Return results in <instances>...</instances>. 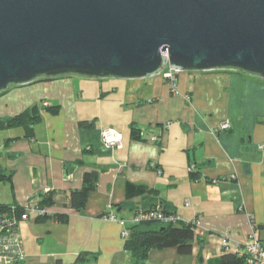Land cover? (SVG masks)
<instances>
[{"label": "crops", "instance_id": "crops-1", "mask_svg": "<svg viewBox=\"0 0 264 264\" xmlns=\"http://www.w3.org/2000/svg\"><path fill=\"white\" fill-rule=\"evenodd\" d=\"M176 77L178 94L162 74L135 83L66 76L0 94V118L33 106L40 117L32 138L18 128L1 139L0 166L12 175V198L2 204L23 207L49 188L46 214L68 217L20 223L23 264H133L119 221L151 206L197 223L189 264L233 253L253 229L264 244V80L229 70ZM225 121L230 131L215 133ZM108 128L121 134V148H104L101 133ZM87 171L98 173L96 188L76 212L68 196L81 189ZM127 182L155 192L126 200ZM168 252L152 250L144 264L177 260L175 250Z\"/></svg>", "mask_w": 264, "mask_h": 264}, {"label": "water", "instance_id": "water-1", "mask_svg": "<svg viewBox=\"0 0 264 264\" xmlns=\"http://www.w3.org/2000/svg\"><path fill=\"white\" fill-rule=\"evenodd\" d=\"M165 69L264 80V0H0V94Z\"/></svg>", "mask_w": 264, "mask_h": 264}, {"label": "trees", "instance_id": "trees-1", "mask_svg": "<svg viewBox=\"0 0 264 264\" xmlns=\"http://www.w3.org/2000/svg\"><path fill=\"white\" fill-rule=\"evenodd\" d=\"M237 73L250 76L242 72ZM45 109L55 114L57 108L49 107ZM39 118V108L37 106H33L14 117L0 118V133L21 128L24 131L25 137L30 139L33 137V126L38 122ZM79 126L80 128L90 127L86 122H80ZM192 171H190V173ZM11 176V173L6 172L0 166V182L11 183ZM97 179L98 173L96 171H87L83 175L81 189L70 191L68 196L69 204L74 211L80 212L85 208L89 194L95 191ZM154 192V190H149L144 186L135 185L130 182L125 184L126 200L152 196ZM51 204L52 192L50 191L39 200L38 207L45 208L51 206ZM10 207V205L0 203V211H7ZM153 208L154 207L151 206L147 209H138L137 211L150 210ZM162 210L166 213H170L164 209ZM67 219L68 217L64 215L48 216L45 214L39 216L36 222L44 223L50 220L66 222ZM127 230L128 237L124 242V251L130 255L133 264H144L152 250L163 251L172 249L175 250L178 256L188 257L192 254L193 244L196 239L195 225L193 223L179 222L175 224H161L158 222H143L136 225H128ZM85 256V254H81L78 257V262H84L86 260ZM209 264H246V261L244 258L238 257L234 253H229L220 258L211 260Z\"/></svg>", "mask_w": 264, "mask_h": 264}, {"label": "built area", "instance_id": "built-area-1", "mask_svg": "<svg viewBox=\"0 0 264 264\" xmlns=\"http://www.w3.org/2000/svg\"><path fill=\"white\" fill-rule=\"evenodd\" d=\"M163 79L170 86L172 94H178L177 72L165 69L162 73ZM188 99V97H186ZM44 106H48L44 103ZM231 124L228 121L220 123L213 131L225 132L230 131ZM102 143L105 149L114 150L121 148L122 136L115 129L108 128L101 133ZM156 141V138L152 139ZM194 169L193 166L188 167V172ZM160 173L159 170H157ZM231 180H235V175L230 176ZM51 190L45 188L43 194H48ZM39 199L25 206L12 205L7 211H0V264H23L25 260L24 244L19 233L20 223L29 220L30 217L37 219L39 216L46 214L45 208L38 207ZM22 209V210H21ZM22 211V212H20ZM110 219L115 220L113 216ZM143 222H158L161 224H175L181 222V219L173 214L166 213L161 207L157 206L150 210H141L135 212L130 220H120L119 224L123 228L122 237H128V225H136ZM197 227V223L192 222ZM228 239L223 238L221 245L225 249L228 248ZM233 253L238 257L244 258L246 264H264V244L259 240L255 229L248 237V243L238 246Z\"/></svg>", "mask_w": 264, "mask_h": 264}, {"label": "rangeland", "instance_id": "rangeland-1", "mask_svg": "<svg viewBox=\"0 0 264 264\" xmlns=\"http://www.w3.org/2000/svg\"><path fill=\"white\" fill-rule=\"evenodd\" d=\"M76 77H78V76H76ZM78 78L79 79H85V81H87V79H88V78H83V77H78ZM109 79H112L113 81H124V82L128 81L127 79H122L121 80V79H118V78H109ZM90 80L99 81L97 79H90ZM90 80H88V81H90ZM129 81H132V83H135L134 81H138V80H129ZM40 105L43 106V103H40ZM45 108H48V107H45ZM17 129H14L15 131H12V132H9V130L1 132L0 133V142H1V139L3 138L4 134H7V133L15 134L17 132L16 131ZM11 198H12V189H11L10 183L0 182V203L9 202ZM32 219H35V217L32 216ZM19 233H20V236L22 238V233H21L20 229H19ZM22 240H23V238H22ZM23 244H24V242H23ZM165 251H166V253H171V252H168V250H165ZM176 257H177L176 258L177 260H171V259L164 258V259L159 260V261H155L154 260L153 262H154V264H189L187 257L178 256L177 254H176ZM25 258H26V256H25Z\"/></svg>", "mask_w": 264, "mask_h": 264}]
</instances>
